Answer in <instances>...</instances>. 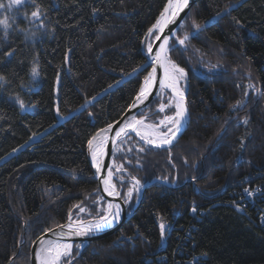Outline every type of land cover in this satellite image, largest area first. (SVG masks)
Here are the masks:
<instances>
[{
	"label": "trees",
	"instance_id": "obj_1",
	"mask_svg": "<svg viewBox=\"0 0 264 264\" xmlns=\"http://www.w3.org/2000/svg\"><path fill=\"white\" fill-rule=\"evenodd\" d=\"M10 2L0 0V264H29L34 242L98 191L88 142L139 93L168 0ZM183 24L185 48L173 39L169 53L187 74L188 128L170 152L114 156L129 172L117 179L125 202L132 179L177 183L152 185L135 217L75 249L74 264H264V202L237 195L264 184V0H200Z\"/></svg>",
	"mask_w": 264,
	"mask_h": 264
},
{
	"label": "snow or ice",
	"instance_id": "obj_2",
	"mask_svg": "<svg viewBox=\"0 0 264 264\" xmlns=\"http://www.w3.org/2000/svg\"><path fill=\"white\" fill-rule=\"evenodd\" d=\"M29 2H34V0H29ZM23 3V0H11L8 5L11 8L13 5H20ZM189 0H168L167 5L163 9L160 14V17L157 19L156 23L149 28L148 35L146 40L149 42L146 44L147 51L150 56L153 54V44L151 40H161V36L165 31V28L171 23H175L178 14L183 11L184 8L188 6ZM4 5L0 4V8H3ZM32 17L39 19L40 18V10L37 8L32 12ZM0 25H3L5 29L9 27L7 18L0 20ZM179 27L183 28L184 24L181 23ZM192 27L195 29V32H199L201 30V26L193 21ZM7 33H5V36ZM34 35V34H33ZM171 35V34H170ZM188 34H185L183 39H178L179 45H184L185 41L188 40ZM169 39L170 36H166L161 41V44L158 47V51L155 53L152 58L155 63L163 68L164 79L160 82L159 90L163 92L165 88L171 89V91L175 94V111L172 115L165 116L163 119L159 121V124H146L143 119L138 120L135 115H131L127 118V120L123 123V125L115 130H113V125H109L105 129H101L100 132H97L94 137L88 142L89 148L92 152V159L96 163L97 171H102L100 167V157L104 155V145L107 143L109 139L113 141L121 139L122 136H127L129 131L134 132L137 136L140 137L141 140L145 141V143L149 145H153L155 147H163L164 145H171L172 141L176 138L177 134L182 131L183 126L187 123L186 112L187 109L184 106V95L183 92L179 89L178 84L181 79L186 76L185 70L177 65L175 62L171 61L169 57ZM8 56L12 55V52L5 53ZM134 72L139 71V69H134ZM157 68L153 67L152 71L145 78L143 86L141 87L139 93L135 97V101L133 102L131 108L134 109L138 107L140 104H144V102L148 99V96L151 94L152 88L156 85L157 82ZM33 76L37 75L36 68L32 69ZM5 78L0 76V81H3ZM21 105L23 106L22 102ZM166 105L161 104L159 111L164 112ZM131 111V109H130ZM119 123V122H118ZM246 124L247 121L245 120ZM160 126H164L166 131H160ZM154 138V139H153ZM243 147V145H241ZM144 149L141 148L140 151ZM117 170H123V166H117ZM108 178L103 181L104 190L108 191L110 195H116L115 185L111 183L113 172L111 169L107 171ZM195 179V178H193ZM133 190L136 192L140 191V181L135 180L133 187L130 188L127 192V196L130 198L133 195ZM248 192L247 189H245ZM252 195L251 192L248 193ZM108 213L105 216H102L99 221L95 224L88 225L86 227L81 226L77 229H72L71 217L69 218L70 223L68 225L71 230V234L74 235H86L89 232H92L93 229H102L111 226L112 222L117 220L120 215V207L119 205L108 204ZM193 212L196 211L195 208L192 209ZM109 217L111 219H109ZM80 225H83L82 221L77 222ZM63 227V226H61ZM161 229V235L163 236V230L165 225L161 223L159 225ZM61 235H65L61 233ZM80 245H77L79 248ZM40 254L38 256L40 260V264H61V259L63 258V264H71L72 257V245L71 244H63L57 245L55 248L51 246V241L42 240L39 244Z\"/></svg>",
	"mask_w": 264,
	"mask_h": 264
},
{
	"label": "water",
	"instance_id": "obj_3",
	"mask_svg": "<svg viewBox=\"0 0 264 264\" xmlns=\"http://www.w3.org/2000/svg\"><path fill=\"white\" fill-rule=\"evenodd\" d=\"M198 1H200V0H189L188 6L186 8H184L183 11H181L178 14L175 23H171V24H169L167 26V28H165V31H164V33L161 36V40L160 41L156 40L154 42V44H153V54H152V56H154L155 53L158 51V47L161 44V41L166 36H170L169 45H168V47H170V44H171L172 40L175 38L176 33L178 32L179 25L181 23H183L184 19L186 18V16L188 15V13L192 9V7ZM145 56L151 63V68H150L149 73L152 71L153 67L157 68V73H156L157 82H156V85L152 88L151 94L148 96V99L144 102V104H140L138 107L132 109L131 106H132L133 102L135 101V99L133 100L132 104L130 105V107L128 108L126 113L121 117V119L118 120L117 122H115L114 124H112L113 125V130L121 127L129 116H131V115H135L136 116V114L139 112V110H141L143 107H145L156 96L157 92L159 91L160 82L164 79L163 68L158 66L155 63L154 59L152 58V56L149 55V53H146ZM149 73H148V75H149ZM144 80H143V83H144ZM143 83H142V86H143ZM167 91L171 95L174 96V93L172 91H170V90H167ZM185 104H186V109H187V112H186L187 123L184 124L182 131L177 134L176 138L172 141L171 145H164L163 147H155L153 145H149V144L146 143L149 147H151L153 149H168V148L172 147L173 145H175L178 142V140L182 137L183 133L186 131V129L188 128L189 123H190V111H189V106H188V102H187V97L186 96H185ZM130 109H131V111H130ZM129 135H133L139 141L145 143V141L141 140L140 137L137 136L134 132L129 131L127 136H129ZM127 136H122L121 139L116 140V141H113L112 139L109 140L108 145L106 147V150L104 152L102 161L100 162V167L102 169V171H100V172L97 171V166H96V164L94 163V161L92 159V152H91V149L89 148V144H88V151H87L89 163H90V166H91V168H92V170L94 172L95 177L98 180L100 190L103 192V194L105 196L110 198L112 200V202L115 203V205H119V207H120V215H119L118 219L113 224H111V226L106 227V228H102V229H93L92 232H89L86 235H74V234H71V230L68 227V225L70 223V220L66 224L60 225L59 227H57L55 229L47 231L41 237L38 238V240L35 242V244L33 246V249H32V264H40V260H39L38 256L40 254L39 244H40V242L42 240H47L48 241L51 238H56V239H59V240L72 242L73 245L75 243H82V244L85 243V244L88 245V244H90L92 242H95L97 240L109 237V236L113 235L114 233L118 232L121 229V227L123 225H125V223H127L128 221H130L131 219H133L135 217V215L138 213V211L140 210V208H141V206L143 204L145 193H146V191H147V189L149 187H151L155 183H161V184L170 186L167 182H165V181H163V180H161L159 178H155V179L147 182L144 185H141V183H140L141 191L138 194V197H137V200L135 202V205H134L133 209L129 213H128V210H127V206H126V204H125V202H124V200L122 198L121 192H120V190H119V188L117 186V183L114 180L115 179L114 174L112 176L111 183L115 185V189H116V193L117 194L116 195H110L108 191L104 190L103 181L105 180V177L107 176V171L109 169L112 170L113 154L115 152V149H116L117 145L119 144V142H121L122 140L127 138ZM72 215L73 214H70L71 224H72V229L73 230L77 229V228H79L81 226L86 227L85 224L80 225L76 221H72V218H73ZM61 226H63V227H61ZM61 233H64L65 235H61Z\"/></svg>",
	"mask_w": 264,
	"mask_h": 264
},
{
	"label": "rangeland",
	"instance_id": "obj_4",
	"mask_svg": "<svg viewBox=\"0 0 264 264\" xmlns=\"http://www.w3.org/2000/svg\"><path fill=\"white\" fill-rule=\"evenodd\" d=\"M156 23V22H155ZM178 33V32H177ZM177 33H176V36H175V38L174 39H177L178 38V36H177ZM178 40V39H177ZM156 40H151V43L152 44H154V42H155ZM149 42V41H148ZM182 47L183 48H185V46L184 45H182ZM147 49V48H146ZM147 53H148V51H147ZM169 56H170V53H169ZM170 59H171V57H170ZM174 62V61H173ZM186 73V72H185ZM186 80H187V74H186V76L183 78V79H181L180 80V82H181V86H182V89H183V91H184V93H185V96L187 97V95H186V92H185V89H186ZM154 98H156V99H158L159 100V102H160V104L158 105V107H157V109H156V113L157 114H155V118H153V116H144V117H142V118H139V117H137V114H136V117H137V119H143L144 120V122L146 123V124H154V125H156V124H159V121L161 120V119H163L165 116H168V115H172L173 113L171 112L170 113V111L171 110H174L175 111V108H173L170 104H171V100L174 98V96L173 95H171L168 91H166V90H163V92H161L160 90L157 92V94H156V96L154 97ZM153 98V99H154ZM161 104H163V105H166V107H165V111L164 112H160L159 111V108H160V105ZM140 111V110H139ZM107 128V127H106ZM105 129V128H104ZM99 131H101V130H99ZM98 131V132H99ZM160 131H166V128L164 127V126H160ZM131 137H133V138H135L138 142H134L133 141V139L131 138ZM179 141V140H178ZM176 145V144H175ZM175 145H173L172 147H170V148H168V149H153V148H151V147H149L146 143H143V142H141V141H139L136 137H134L133 135H129V136H127V138H125L124 140H122L121 142H119V144L117 145V147H116V149H115V152H114V154H113V164H112V172H113V174H114V177H115V182L117 183V179L118 178H120L121 179V177H122V179H123V177H125V176H127L128 175V171L123 167V170H120V171H118L117 170V166H120V164H119V162L117 163V162H115V158H114V156H115V154H124L125 152H127V150H128V152L129 151H136L137 153H141V152H143V151H146V150H155V151H158V150H166V151H171L172 150V148L175 146ZM141 148H143L144 150L143 151H140V149ZM171 157V156H170ZM170 161H171V159H170ZM121 176V177H120ZM158 178V177H157ZM155 179V178H154ZM160 179V178H159ZM135 180H137V179H132L131 180V183H132V186H131V188L133 187V184L135 183ZM161 180H163V179H161ZM163 181H165V182H167L166 180H163ZM189 181H191L190 179L187 181V182H189ZM141 183V182H140ZM168 183V182H167ZM175 183H177V181H175L174 182V184H170V183H168L170 186H168V185H164V184H161V183H155V184H160V185H163V186H166V187H171V188H173V187H175ZM141 185H144V184H142L141 183ZM154 185V184H153ZM118 186V185H117ZM119 188V187H118ZM150 188V187H149ZM148 188V189H149ZM147 189V190H148ZM120 190V189H119ZM140 191H141V187H140ZM139 191V192H140ZM121 192V191H120ZM139 192H136L135 190H133V195H132V197H128L127 196V202H125V204H126V206H127V210H128V207H129V205L130 204H133V207H134V205H135V202H136V200H137V197H138V194H139ZM146 194V193H145ZM145 197V196H144ZM124 200V199H123ZM110 202L112 203V200L110 199V198H108L107 196H105L104 194H103V192L100 190V188H98V191L97 192H94L93 193V197H92V195H91V197L89 196V197H86V200L82 203V204H80L79 205V207H77L75 210H76V213H75V215L73 216V218H72V221H76V222H79V221H82L83 222V224H85L86 226H88V225H91V224H95L97 221H99L100 220V218L102 217V216H105V215H107V213H108V211H109V209H108V204H110ZM90 204V205H89ZM114 204V203H113ZM87 205H89V206H91V205H93V207H95L96 209H95V213H93V210H90V209H88V206ZM195 206V204H193L192 205V207L193 208H195L194 207ZM133 207H132V209H133ZM131 209V210H132ZM196 209V208H195ZM130 212V211H129ZM128 212V213H129ZM193 213H195V212H193ZM69 217H70V215H69ZM69 217H68V219H67V221H66V223L69 221ZM109 219H110V217H109ZM66 223H64V224H66ZM63 225V224H62ZM57 227H59V226H56V227H54V228H52V229H55V228H57ZM52 229H50V230H52ZM49 230V231H50ZM38 240V239H37ZM36 240V241H37ZM35 241V242H36ZM61 241H63V240H61ZM35 242H34V244H35ZM34 244H33V246H34ZM91 244V243H90ZM77 245H80V247L79 248H77ZM87 244H85V243H75L74 244V246H73V249L71 250V252H72V257H71V264H74L75 263V260H76V258H74V250L75 249H77L78 251H79V254H81L82 253V251L84 250V248H85V246H86ZM33 246H32V249H33ZM78 254V255H79ZM78 255L76 256V257H78ZM17 256H18V254H16L10 261H9V263L8 264H11L12 262H13V260L15 259V258H17ZM158 261H163V260H158ZM29 264H32V250H31V252H30V261H29ZM61 264H63V258L61 259ZM192 264V263H191ZM193 264H195V263H193Z\"/></svg>",
	"mask_w": 264,
	"mask_h": 264
},
{
	"label": "built area",
	"instance_id": "obj_5",
	"mask_svg": "<svg viewBox=\"0 0 264 264\" xmlns=\"http://www.w3.org/2000/svg\"><path fill=\"white\" fill-rule=\"evenodd\" d=\"M245 189L248 190V192L245 191ZM251 192L252 195H249L248 193ZM238 197H240V203L245 202L246 205L250 206H256L259 202H264V186L261 187H254L251 189L250 187L242 188L241 193L237 194ZM244 206V205H243Z\"/></svg>",
	"mask_w": 264,
	"mask_h": 264
},
{
	"label": "bare ground",
	"instance_id": "obj_6",
	"mask_svg": "<svg viewBox=\"0 0 264 264\" xmlns=\"http://www.w3.org/2000/svg\"><path fill=\"white\" fill-rule=\"evenodd\" d=\"M170 57V56H169ZM172 61V60H171ZM178 87H179V89L183 92V95H184V101H183V103H184V106L186 107V104H185V93H184V91H183V89H182V86H181V82H179V84H178ZM164 90H170L171 91V89H169V88H165ZM174 96H175V94H174ZM173 108H175L174 107V105H175V99L173 98L172 100H171V104H170ZM187 117V116H186ZM100 132V131H99ZM154 139V138H153ZM110 140V139H109ZM109 140L107 141V143L104 145V152H105V150H106V147H107V145H108V142H109ZM102 158H103V156L102 157H100L99 159H100V162L102 161ZM95 163V162H94ZM96 164V163H95ZM108 178V176H106L105 177V179H107ZM262 186H264V184L263 185H260L259 187H261L262 188ZM114 202H110V204H113ZM113 205H115V203L113 204ZM111 219V218H110ZM116 221V220H115ZM115 221H113L112 222V224L115 222ZM48 241H51V246L53 247V248H55L57 245H63V244H71L72 245V249H73V244H72V242H69V241H61V240H59V239H56V238H51V239H49ZM71 249V250H72Z\"/></svg>",
	"mask_w": 264,
	"mask_h": 264
}]
</instances>
